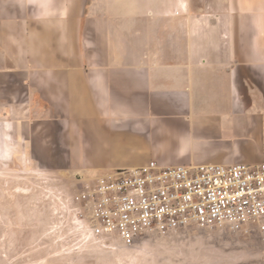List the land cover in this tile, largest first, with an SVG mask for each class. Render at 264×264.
I'll use <instances>...</instances> for the list:
<instances>
[{
  "label": "crops",
  "instance_id": "1",
  "mask_svg": "<svg viewBox=\"0 0 264 264\" xmlns=\"http://www.w3.org/2000/svg\"><path fill=\"white\" fill-rule=\"evenodd\" d=\"M13 132L89 178L264 162V0H0Z\"/></svg>",
  "mask_w": 264,
  "mask_h": 264
},
{
  "label": "rangeland",
  "instance_id": "2",
  "mask_svg": "<svg viewBox=\"0 0 264 264\" xmlns=\"http://www.w3.org/2000/svg\"><path fill=\"white\" fill-rule=\"evenodd\" d=\"M22 134L15 144L4 139L0 151V264H264L253 230L190 227L145 234L132 246L92 236L75 197L97 176L71 175L60 162L37 160L42 148Z\"/></svg>",
  "mask_w": 264,
  "mask_h": 264
},
{
  "label": "built area",
  "instance_id": "3",
  "mask_svg": "<svg viewBox=\"0 0 264 264\" xmlns=\"http://www.w3.org/2000/svg\"><path fill=\"white\" fill-rule=\"evenodd\" d=\"M75 202L86 210L92 236L132 246L145 234L197 227L253 230L264 262V162L258 165L159 166L98 175Z\"/></svg>",
  "mask_w": 264,
  "mask_h": 264
}]
</instances>
